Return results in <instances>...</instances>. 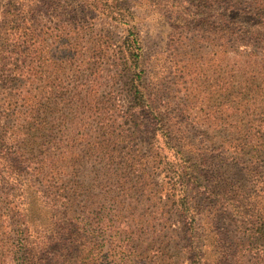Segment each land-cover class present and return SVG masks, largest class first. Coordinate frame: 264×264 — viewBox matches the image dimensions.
Instances as JSON below:
<instances>
[{
    "label": "trees",
    "instance_id": "1",
    "mask_svg": "<svg viewBox=\"0 0 264 264\" xmlns=\"http://www.w3.org/2000/svg\"><path fill=\"white\" fill-rule=\"evenodd\" d=\"M151 5L175 10L187 43L213 51L208 111L174 102L163 118L146 90L139 11ZM145 164L166 171L164 195ZM163 196L169 221L150 233L139 211ZM193 206L208 212L198 247L187 237L202 220ZM223 214L248 235L228 240L216 227ZM168 223L176 255L193 246L198 264H264V0H7L0 264H78L80 247L92 253L81 264H94L110 240L123 255L108 264H138L142 235L163 236ZM176 255L147 250L150 264Z\"/></svg>",
    "mask_w": 264,
    "mask_h": 264
},
{
    "label": "rangeland",
    "instance_id": "2",
    "mask_svg": "<svg viewBox=\"0 0 264 264\" xmlns=\"http://www.w3.org/2000/svg\"><path fill=\"white\" fill-rule=\"evenodd\" d=\"M6 1L7 0H0V12L2 11V5H4ZM175 13V10L170 7L169 9L162 7V5L144 6L139 11L144 84L150 96L152 95L153 98L156 97L155 100L156 103H158L157 109H159V113L163 118H165V114L169 113V103L174 102L185 101L188 103L191 101V105L195 106L196 110L200 109L201 112H206L208 111V102H211L214 95L213 86L216 76H214L213 70L215 69L216 62L213 51L209 53L210 50L207 44L205 41L199 40V38L197 42H195V45H189L190 43H187V40L191 35L182 27L185 18L182 20V17ZM115 36H117V34H115ZM199 37H201V35ZM148 138L149 135H145L146 143L149 141ZM148 143L151 144L154 143V141H149ZM140 145H142V143H140ZM149 146L145 147L142 145V152L147 154V150L150 148ZM165 153L169 156V150L165 149ZM168 156L167 160L169 161ZM147 164L152 166L151 162ZM144 169L145 173H142V176L145 181L150 184V180H153L163 195L169 191V187L166 184L168 179L165 177L167 174L163 168L153 171V169L146 167L145 164ZM148 205L149 204L141 206L143 208L139 211L141 218H138L137 221L142 220L143 227L146 226V230L149 228V232L151 233L156 225L161 226V223L158 221L159 218H168L167 221H169L172 208L169 200H167L165 196L162 197L161 202H157V206L152 202V207L149 209L150 206L148 207ZM157 207L159 210H162L158 214L154 210ZM147 208L148 210H146ZM193 209L194 211H198V216L202 217V220L198 221L196 230L191 233L193 237L191 238L189 235L187 237L198 247L200 246V244H198L200 242H197V240L200 239L202 241L203 237L201 236V231L205 228L203 222L205 218H207L208 212L203 208L195 210V206H193ZM126 214H128V212ZM223 215V218L218 220L216 227L228 238V240L232 242L234 238L240 240L248 235L246 231L248 226L246 223L242 225L240 223L233 225L230 222L232 217L225 214ZM126 219L131 221L130 217ZM161 228H163V236L160 234H158V236L153 235V237L142 235L144 242L141 247L143 251L135 258L136 261H139L138 264H150L147 259V250L150 251V249L153 248L160 254H163L167 261H171L174 255H176L173 249H171V245H169V223L166 227L162 226ZM176 228H181L177 222ZM157 229L160 230V227H157ZM111 241L114 242L111 244ZM154 244L157 246H150ZM121 245L122 243L118 240H110L108 244L103 245V247L96 252L95 258L98 259V261L94 264H108L113 258L121 257L123 255ZM179 245L187 246L188 243L183 241L179 242ZM89 250H91L90 247L87 249L82 247L79 248V253L75 254L78 264H81L80 259L82 258H92V253H90ZM177 251L179 255H176L177 258L174 260L177 264H198L199 260L195 258L196 250L193 246H191V249L181 248V250ZM141 257H143L144 261H141ZM8 264H14V262ZM203 264L211 263L204 260Z\"/></svg>",
    "mask_w": 264,
    "mask_h": 264
}]
</instances>
